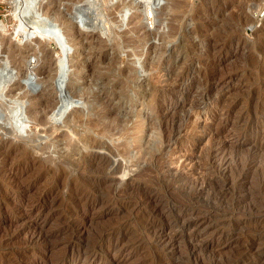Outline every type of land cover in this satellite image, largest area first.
Returning <instances> with one entry per match:
<instances>
[{
	"label": "rangeland",
	"instance_id": "rangeland-1",
	"mask_svg": "<svg viewBox=\"0 0 264 264\" xmlns=\"http://www.w3.org/2000/svg\"><path fill=\"white\" fill-rule=\"evenodd\" d=\"M90 1L97 7L73 22L67 51L35 35L30 46L13 39L12 51L3 53L12 78L0 96V264H264V19L253 16L260 0H162L155 24L138 30L137 0ZM73 4L47 6L67 12ZM160 56L159 72L152 65ZM57 75L66 78L63 89H56ZM180 78L185 84L178 87ZM193 79L199 85L189 86ZM33 88L36 101L48 98L61 109L36 124L23 100L10 120L4 103ZM216 99L210 117L205 110L196 122H182L194 111L191 102ZM75 111L84 115L79 123ZM161 118L172 133L164 135ZM104 125L110 130L98 134ZM156 131L163 135L157 145ZM81 134L105 141L111 158L128 168L111 172L93 163L92 153L109 151L90 147ZM219 140L228 155L255 160L209 176L201 153ZM184 154L185 170L163 174ZM198 178L222 190L206 188L190 203L189 182ZM179 207L195 208L204 227L196 240L174 224ZM38 229L43 237L30 239Z\"/></svg>",
	"mask_w": 264,
	"mask_h": 264
},
{
	"label": "bare ground",
	"instance_id": "bare-ground-1",
	"mask_svg": "<svg viewBox=\"0 0 264 264\" xmlns=\"http://www.w3.org/2000/svg\"><path fill=\"white\" fill-rule=\"evenodd\" d=\"M7 1L8 3H12V10L10 11L9 15H11L14 19V24H12V28H11V32H10V27L7 23V21L5 19L2 18V16L0 15V71H1V74H0V96L2 95L3 96V92H2V86L3 84H6V83H9L11 81V78H12V75L10 74L11 71L10 69L12 64H11V60H10V57L9 55L6 54V56L3 55V53L7 50H11L12 51V47L13 46V39H18L22 45H28L30 46V44H33L31 43V41H33V37L36 35L37 37H40L41 39H44V40H47V41H55L57 42L58 44H60L65 51L68 50V47H69V43L70 42V39L72 37H74L75 35V26H74V21L77 20L78 18H82L84 15H85V9L84 8H90V7H94L96 8L97 6V3H95V1H90V0H87L88 1V6H81L79 5V3L81 1H84V0H76L74 2V4L72 5V7L70 9L67 10V12L64 10H61L60 7H58L57 9L55 10H52L50 6H47L48 3L50 2V0H5ZM86 1V0H85ZM86 1V2H87ZM161 1L162 0H137V9L139 11V19H138V23L137 25H135V29L138 30L139 28H143L144 26H153L155 24V16L157 14V5H160L161 4ZM129 7H124L121 11L123 13H128L129 11ZM150 13V14H148ZM4 16H8V14H5ZM142 21L143 23V26H141L142 24ZM136 24V23H135ZM63 30L64 32L66 33L67 35V39H63L62 38V33H63ZM8 35H10V38L7 37ZM42 41V40H41ZM35 42V41H34ZM54 42V43H55ZM6 43V44H4ZM36 43V42H35ZM39 43H41L39 41ZM57 45V44H56ZM28 46V47H29ZM32 46V45H31ZM58 46V45H57ZM196 46V45H195ZM199 46V45H197ZM58 48L60 49V47L58 46ZM202 49V48H200ZM16 52V51H15ZM195 52V51H194ZM18 53V52H16ZM22 53V52H20ZM159 57V56H158ZM105 58V56L103 57ZM45 60V58H44ZM157 60V59H156ZM161 60V56H160V59L157 60L158 62H156V65H152V66H155V70H162L163 67H164V62L163 61H160ZM40 62H44L42 59H39L37 60V65L40 63ZM36 63H35V66H36ZM41 65V64H39ZM38 67V66H37ZM40 68V66H39ZM153 68V67H152ZM202 68V67H201ZM187 70V69H186ZM185 70V72H186ZM193 70V69H192ZM201 70V69H200ZM199 70V71H200ZM43 71V70H42ZM154 71V69H153ZM197 71V74H198V70H195ZM41 72V71H40ZM164 72V71H163ZM5 73H7L5 75ZM156 73V72H155ZM189 73V72H188ZM152 74V73H151ZM194 74V73H193ZM196 74V75H197ZM48 75H50V73H48ZM185 75V74H184ZM188 75V74H187ZM46 77V76H45ZM59 77H62L61 75H57L56 76V82H58V79ZM157 77V76H156ZM198 77V76H197ZM204 77V76H203ZM163 78V77H162ZM160 79V78H159ZM178 80V79H177ZM197 83L199 85V81L196 80V79H193L191 81V83L189 84V86H192L194 83ZM156 83V82H155ZM168 84V83H167ZM185 83H184V79L183 78H180L178 80V87L179 86H183ZM197 85V86H198ZM196 86V87H197ZM202 86V85H201ZM205 86V85H204ZM202 86V87H204ZM207 87V86H206ZM201 88V87H200ZM56 89L59 90V88L57 87V83H56ZM188 89V88H187ZM206 90V88H205ZM204 90V91H205ZM202 91V94L203 95H206V91L204 92ZM36 88H33L29 91H26L24 92L23 96H21V100L15 98L14 100H10L9 102H6L4 103V106H5V109L8 111V118L10 120L12 119H15V114L16 112L23 107V100H29L30 101V105L28 107V114L30 115V117L32 119L35 120L36 124H43L45 122V119H46V116L49 112L53 111L54 113H56L57 110H60L61 109V103L59 102H55L53 101V103L47 105V102H48V98H46L45 100H41V101H36L35 100V97L37 95H39V93L37 92ZM164 92V91H163ZM217 93V92H216ZM73 94V93H72ZM74 94L73 95H69L70 99L73 101L74 100ZM155 97V96H154ZM218 99V98H217ZM214 100V101H211V102H206L207 103H198V105H196L195 103L193 104L192 102L190 103V105L192 104L191 107H193L194 111L196 113H193L194 111L188 113V114H191V115H188L187 118L184 117L183 119V123H187V121H191V122H196L198 119H200L202 117V112L205 113V110L206 111V114H205V118L204 119H207L208 115L210 117V113L208 111H210L213 106H216V104L218 103V101ZM100 100V98H99ZM188 100V99H187ZM187 100H185L187 102ZM189 101V100H188ZM100 102V101H99ZM49 103V102H48ZM104 105L102 107V109H106L107 108V104H105V101L103 102L101 100L100 102V106ZM229 104V103H228ZM257 106V105H256ZM190 110V109H189ZM214 110V109H213ZM5 111V110H4ZM191 111V110H190ZM58 113V112H57ZM74 121L76 123H79L83 120V117L84 115L81 114L80 111H75L74 113ZM106 116L109 114L108 111H106L104 113ZM193 114V115H192ZM55 115V114H54ZM186 116V115H185ZM183 118V117H182ZM181 119V118H180ZM102 121V120H101ZM161 124L163 125L162 126V132L164 133V135H166V133H172V127L170 128V130H167V126H168V121H166L164 118H161ZM172 122V121H171ZM190 122V124H191ZM95 124V122H93ZM181 123V122H180ZM92 124V125H94ZM100 124V123H99ZM170 124V123H169ZM97 125V123L95 124ZM109 125V124H108ZM153 125V124H152ZM174 125V124H173ZM180 125V124H179ZM182 126V125H181ZM195 126V125H194ZM197 126V125H196ZM22 126H18L16 125L15 126V130L17 129H21ZM161 127V126H160ZM180 127V126H179ZM176 128V127H175ZM182 128V127H181ZM89 130V129H88ZM110 130V127L107 126V125H104L97 133L98 134H104L106 131H109ZM177 130V129H176ZM192 130V129H191ZM193 132V131H192ZM191 132V133H192ZM75 133V132H74ZM78 133V132H77ZM86 133V132H85ZM221 133V132H220ZM83 134V133H82ZM81 134V135H82ZM169 135V134H168ZM172 135V134H171ZM80 137V136H79ZM82 137H89L91 139V142H90V147H99V149L101 150H104V148L108 149L109 153H102L100 151H97L95 153H92L91 155V160L93 163H96L98 166L102 167V168H110L111 169V172H114V170H116L117 172L122 168V167H127L126 165H122L123 162L121 163L120 160H116L114 158V160L111 158V156H116L115 155V151L114 149L108 145L105 141L103 140H99V139H96V138H93L92 135H89V134H85V135H82ZM162 133L160 131H156L154 134H153V139H151L152 142H155V144H160L162 143ZM168 137V136H167ZM214 138V137H213ZM222 141V139H221ZM219 140V142H216L215 145H211L209 144V148L204 150L206 151V153H201L203 154L205 160L207 163H206V169L205 171H207V174L209 176H214V174L216 172H219L220 173L222 172V176L223 174H225V172H234V170H237L239 169V166L244 168L245 166L249 167V165H251L253 163V161L255 160L254 159V155L252 154V157L249 161H246L245 163H243V160L233 157L231 155H228V153H226L225 151V146L223 144V142H221ZM225 141V140H223ZM137 142H140V139L137 140ZM150 142L149 144L152 145ZM209 142V141H208ZM208 142H207V145H208ZM210 143V142H209ZM150 147V146H149ZM152 147V146H151ZM150 150V149H149ZM165 150V149H164ZM169 150V149H168ZM172 150L171 149V152H168V154L172 153ZM106 151V150H105ZM256 151V150H255ZM107 152V151H106ZM183 152V151H182ZM203 152V151H202ZM162 153V151L160 152ZM164 153V152H163ZM256 153V152H255ZM254 153V154H255ZM259 153V152H258ZM166 154V153H165ZM232 154V153H231ZM260 154V153H259ZM182 155V154H181ZM237 155V154H236ZM185 154L181 157H179V155L177 156L178 159L177 160H171L168 164V168L167 170H163V174H169L170 177L171 175L173 177H175L176 174H178L179 171H181L182 169L185 170V162L183 161V158H184ZM192 156V155H191ZM190 156V158H191ZM202 156V155H201ZM171 157V156H170ZM176 157V158H177ZM118 158V157H117ZM174 158V157H173ZM189 158V159H190ZM242 158V157H241ZM150 159V158H149ZM175 159V158H174ZM187 159V157H186ZM243 159V158H242ZM245 159V157H244ZM248 159V158H247ZM257 159V158H256ZM188 160V159H187ZM246 160V159H245ZM261 160V159H260ZM198 161V160H197ZM263 161V159H262ZM198 163V162H197ZM196 162H190L188 165L191 166L192 168H197V166H199ZM202 164V163H201ZM135 165V164H134ZM256 165V164H255ZM263 165V164H262ZM261 166V165H260ZM134 167V166H133ZM251 167V166H250ZM263 167V166H262ZM128 168V167H127ZM204 168V167H202ZM246 168V167H245ZM262 169V168H261ZM137 170V169H136ZM199 170V169H198ZM202 170V169H201ZM241 170V169H240ZM264 170V169H263ZM133 171V170H131ZM238 171V170H237ZM262 172V171H261ZM260 172V173H261ZM201 173V171H200ZM206 173V172H205ZM238 173V172H237ZM236 171H235V174H237ZM263 173V172H262ZM203 174V173H202ZM232 174V173H230ZM201 175V174H200ZM228 175V174H227ZM177 176V175H176ZM226 176V175H225ZM233 176V175H232ZM239 176V175H238ZM262 176V174H261ZM164 177V176H163ZM169 177V178H170ZM229 177V176H228ZM235 177V176H234ZM260 177V175H259ZM200 178V176H199ZM194 180L192 181V183L189 182V188H188V200L190 203H197V201L200 199V195L203 193V191L206 190H216L217 192L218 191H221L222 190V186L220 187V189H217V187L215 186H212V187H208V185H210L211 181L210 180H205L204 178H201L200 180ZM209 178V177H208ZM220 178V177H219ZM230 178V177H229ZM233 178V177H232ZM261 180H260V185L261 187H264V173H263V176L260 177ZM163 180V179H162ZM223 180V179H222ZM124 181V180H123ZM175 181V180H174ZM177 181V180H176ZM218 181V180H217ZM258 181V180H257ZM256 181V182H257ZM222 182V181H221ZM228 182V181H226ZM225 182V183H226ZM174 183V182H173ZM172 183V184H173ZM217 183V182H216ZM230 183V181H229ZM256 184V183H255ZM259 184V183H258ZM174 185V184H173ZM260 185H257V186H260ZM218 186V184H217ZM256 186V185H255ZM256 186V187H257ZM167 187V186H166ZM185 188H187L185 186ZM219 188V187H218ZM230 188V187H229ZM258 188V187H257ZM260 188V187H259ZM238 189V188H237ZM259 190V189H258ZM263 190V189H261ZM260 190V192H261ZM187 191V190H186ZM213 191V192H214ZM209 192V191H208ZM209 194V193H208ZM211 194V192H210ZM209 194V195H210ZM144 195V194H143ZM159 196V195H158ZM217 197V196H216ZM215 197V198H216ZM219 197V196H218ZM214 198V197H213ZM214 198V200H216ZM201 200V199H200ZM203 201V200H202ZM208 201V200H207ZM210 202V201H209ZM215 202V201H214ZM263 205V204H262ZM213 206V205H212ZM216 206V205H215ZM214 207V206H213ZM248 209V208H247ZM253 209V208H252ZM258 209V208H257ZM245 210V209H244ZM155 211V210H154ZM195 208L193 207H190V209L186 208V207H179L178 208V211L176 212L177 214V219L180 220L179 222L175 220L174 224L175 225H178V228H181L182 231L184 230H189L190 232V235H191V238L196 240V238L202 233L204 227H203V224L202 222H199L197 219V215H195ZM197 213V212H196ZM154 214V213H153ZM170 214V213H169ZM152 216V215H151ZM154 216V215H153ZM159 216V215H158ZM175 216V215H174ZM176 218V217H175ZM179 223V224H178ZM173 224V225H174ZM172 225V226H173ZM158 229V228H157ZM39 230V229H38ZM159 234H160V238L159 240L162 242V238L165 236V229L164 228H160L159 229ZM178 230V229H177ZM185 232V231H184ZM182 234V233H181ZM72 235V234H71ZM169 236V235H168ZM43 237V233L39 230L37 232H34V234L31 236L30 239H33V238H42ZM71 237V236H70ZM49 240V239H48ZM158 240V241H159ZM169 240H170V237H169ZM168 240V241H169ZM191 240V239H190ZM34 241V240H32ZM171 241V240H170ZM192 241V240H191ZM164 242V241H163ZM93 244V243H92ZM197 244V243H196ZM195 244V245H196ZM251 246V245H250ZM251 248V247H250ZM64 251V250H63ZM61 254V253H60ZM63 254V253H62ZM27 258V257H26ZM67 259V258H66ZM65 260V259H63Z\"/></svg>",
	"mask_w": 264,
	"mask_h": 264
},
{
	"label": "built area",
	"instance_id": "built-area-1",
	"mask_svg": "<svg viewBox=\"0 0 264 264\" xmlns=\"http://www.w3.org/2000/svg\"><path fill=\"white\" fill-rule=\"evenodd\" d=\"M0 5H6L5 10L10 13V11L12 9V3H8L5 0H0ZM1 14L2 13L0 12V15ZM148 14H150V13H148ZM253 16H254L255 19H257L259 21L264 19V0H260L259 1V4H258L257 8L254 10Z\"/></svg>",
	"mask_w": 264,
	"mask_h": 264
},
{
	"label": "water",
	"instance_id": "water-1",
	"mask_svg": "<svg viewBox=\"0 0 264 264\" xmlns=\"http://www.w3.org/2000/svg\"><path fill=\"white\" fill-rule=\"evenodd\" d=\"M65 79L66 78L64 76L63 77H59L58 83H57L58 88H60V89H63L64 88Z\"/></svg>",
	"mask_w": 264,
	"mask_h": 264
}]
</instances>
